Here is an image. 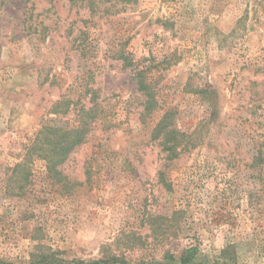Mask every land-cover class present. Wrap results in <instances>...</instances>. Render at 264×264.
<instances>
[{
	"label": "rangeland",
	"instance_id": "1",
	"mask_svg": "<svg viewBox=\"0 0 264 264\" xmlns=\"http://www.w3.org/2000/svg\"><path fill=\"white\" fill-rule=\"evenodd\" d=\"M122 46L161 87V111L143 115L111 58ZM63 97L75 107L52 114ZM91 97L90 133L58 167L70 190L35 159L28 194H7L40 125H75ZM167 110L197 144L173 160L151 140ZM263 144L264 0H0L1 263L39 245L81 264H181L189 248L192 264H264Z\"/></svg>",
	"mask_w": 264,
	"mask_h": 264
},
{
	"label": "trees",
	"instance_id": "2",
	"mask_svg": "<svg viewBox=\"0 0 264 264\" xmlns=\"http://www.w3.org/2000/svg\"><path fill=\"white\" fill-rule=\"evenodd\" d=\"M84 1H87V3L90 2V0H82V2ZM118 1L120 3H128L134 2L135 0ZM89 10L92 14L94 10L92 4H89ZM114 51V55L111 58L116 61H121L123 67L129 69L137 91L145 98L143 115L148 116L155 111H161L159 103L161 87H159L156 80L152 79L149 68L142 65L144 60L141 61L142 64L139 63L123 46ZM88 103L89 105L95 104V97H91ZM74 105H76L74 102L63 97L60 101L53 104L51 113L54 115H66ZM93 110L94 105L89 108L81 105L76 116V124H70V127L65 122L60 125V119L42 123L25 148L24 160L21 163L15 164L9 171V180L11 181L12 177H16L18 181L16 183L18 192L16 194L11 192L12 190L10 189H13V187L10 188V183H6L5 192L9 195H17L20 197L28 194L30 186L32 185L30 164L35 159L45 163V171L49 179L58 185H62L61 187L64 190L69 189L65 186L66 179L61 175L58 167L75 149L85 142L94 121ZM177 127L172 112L167 110L161 114V117L151 131V140L157 142L161 151L166 155L167 160L176 159L180 150L194 149L197 146V144L191 141L184 142V135L181 134L180 129ZM259 161L261 163L264 162V144L263 150L258 152L257 158L255 159V162ZM159 179L163 183V176L161 174L159 175ZM195 254L196 251L189 248L181 256L180 263L192 264ZM0 264L5 263L0 262ZM27 264H81V262L63 260L58 252L37 245L30 252ZM93 264H125V261L122 256L108 254Z\"/></svg>",
	"mask_w": 264,
	"mask_h": 264
}]
</instances>
